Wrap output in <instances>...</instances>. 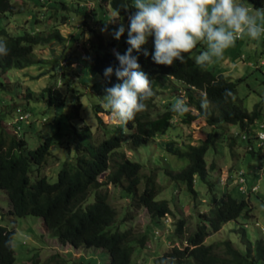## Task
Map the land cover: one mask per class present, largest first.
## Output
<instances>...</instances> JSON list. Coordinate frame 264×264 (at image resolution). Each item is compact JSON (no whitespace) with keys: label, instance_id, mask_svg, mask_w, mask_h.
Wrapping results in <instances>:
<instances>
[{"label":"trees","instance_id":"16d2710c","mask_svg":"<svg viewBox=\"0 0 264 264\" xmlns=\"http://www.w3.org/2000/svg\"><path fill=\"white\" fill-rule=\"evenodd\" d=\"M99 2L101 5L110 6L113 12L116 15L120 13V16L126 15L129 10H123L121 5L126 3L130 8L132 4V0H99ZM252 2L255 8L264 9L262 0H252ZM14 7L10 0H0V14L13 12ZM66 21L67 19L63 17L60 22ZM64 40L65 36L56 27L46 35L26 31L13 35L1 28L0 41L7 42L9 53L6 56H0V89H6L10 82L6 76L8 70L23 69L40 61L34 52L35 48L45 47L55 41L61 43ZM99 41L103 45L100 36ZM126 41H124V49H115V42L110 41L107 46H113L112 50L105 49L103 52L96 50L94 53L86 54L73 53L64 60V63L65 65L77 63L79 70L89 68L102 78L106 87H112L121 83L115 75V68L119 66V62L113 49L124 54L129 47ZM153 41L154 37H150L147 44L142 46L141 52L137 53L134 50L133 55L138 57L141 69L152 80L153 90L158 84L173 91H180L176 81L185 86L183 97L180 99L186 101L189 107L188 113L179 116L170 108L152 116L151 110L155 106L154 95L146 101V110L138 113L127 124L128 133L125 138L110 134L97 141L89 125L74 128L72 135L74 155L72 159H66L62 163L53 182L42 173L47 157H51L52 154L51 138L46 136L35 148L29 146L26 131H21L20 124L26 121L25 123L29 126L32 125V122L28 120L29 112L25 107L12 105L11 111L8 112L11 114L18 112L17 117L26 115L23 119L13 117L10 125L13 129L4 127L1 120L5 113L0 115V190L8 197L10 205L8 214L18 217L27 214L39 216L41 227L49 237L56 238L62 245L68 244L74 248L104 250L108 257V264H131L135 249L148 246L149 236L148 224L141 234L127 225L124 229L118 226L112 228L118 218V208L110 202L107 184L119 186L130 195L122 208V216L118 218L124 223L127 218L133 216L134 209L145 208L151 217L150 222L154 219L163 222L167 215L172 214L169 202L158 198L163 190V185L159 182L160 171L167 179L186 187L192 197L197 200L196 208L199 206V200L194 185L195 178L199 177L207 182L208 189L211 190L208 175L209 170L215 169V164L214 162L209 164L206 155L210 148L216 149L218 135L226 136L228 141L227 137L230 135L225 133L226 128L229 125H238L240 131L231 135L232 140L229 141V145H235L237 137L243 132L242 138L251 142L256 134L255 124L259 122L258 119L262 113L259 103H255L252 110L244 107L243 97L237 92V83L243 79L242 77H238L236 81L231 80L225 73L216 72L208 66L204 69L198 68L195 63H190L189 59L183 64L175 61L172 66L157 65L151 58V53L154 51ZM93 44L94 41L90 42V45ZM143 49L148 50L149 56L143 55ZM110 66L114 69L113 74L105 77V69ZM63 69L64 65H60L59 70ZM61 77L60 80L65 84L66 75ZM66 80L69 79L66 78ZM58 82L59 80L42 88L40 98L49 107H59L65 103L66 95L60 89ZM16 86L18 85L13 86V91ZM20 89V92H25L24 88L20 87ZM226 89L232 92L234 99L225 98ZM154 92L156 94V91ZM31 95V91L24 94L27 101L31 100ZM77 107L75 102L73 104L75 115H77ZM93 108L99 127L106 125L108 120L103 116L105 113L111 115L110 110L100 103L94 104ZM176 117L186 124L202 118L212 126L206 136L198 139L195 144L185 142L183 145H178L171 139L167 140L164 148L166 153L174 157L176 161L184 162L178 170L170 163L144 170L140 162L125 157L124 153L119 151L125 144L135 149L156 138L168 136L177 121ZM66 145L70 148L69 144ZM245 149L255 153L249 143L246 144ZM257 153L260 154V150ZM56 157L58 158L57 155ZM105 172L107 174L104 179H100ZM237 172L238 170L233 174ZM233 174L231 172L228 175L229 180L221 183L225 189L220 196L216 197L213 194L212 203L207 210L196 209L200 222L192 233L186 235V244L168 247L155 258L156 264H257L264 262V238H256L254 242L249 241L245 229L247 225H244L246 222L239 226L240 239L245 245L244 251L234 246L230 239L205 243V238L219 230L225 222L236 220L244 211V218L250 216L252 209L248 196L251 190L247 189V194L242 192L239 189L241 182L236 178L233 180ZM244 183L248 186L245 177ZM233 185H237L238 191L247 196L240 198L234 196L228 189ZM253 185L251 184L250 188ZM90 195L93 196L92 201H89ZM183 222V219H179L174 224L176 235L184 234ZM14 232V229L0 224V264H17L14 248L6 244L9 239L13 240ZM51 258L55 259L56 264H75L59 254H53ZM34 262H36L35 259Z\"/></svg>","mask_w":264,"mask_h":264},{"label":"rangeland","instance_id":"374dc122","mask_svg":"<svg viewBox=\"0 0 264 264\" xmlns=\"http://www.w3.org/2000/svg\"><path fill=\"white\" fill-rule=\"evenodd\" d=\"M15 6L13 12L0 14V29L4 28L9 33L16 35L22 32L40 33L46 35L54 27L58 28L60 33L65 36L63 42H52L45 47L34 49L38 63L23 69H10L6 76L9 78L6 89H0V115L4 127L13 129L10 125L13 117L17 118V113H8L12 105L25 107L29 112L28 120L32 122L29 126L26 121L20 122L21 131H26L29 146L35 148L46 136L51 138V157L42 167V173L46 175L51 182L56 180L57 172L66 159H72L74 155V145L72 135L74 128L83 125H89L95 134L97 141L105 136L118 135L125 138L128 133L127 127H123L110 119L111 115L105 113L104 119L108 120L106 125L99 127L94 104L100 103L105 107L103 96L106 88L102 78L97 73L85 68L79 70L77 63L65 65L64 60L73 53H94L96 50L101 52L105 49L112 50L113 46H107L108 42L114 41V48L124 49V41L128 39L127 30L129 28V15L136 9L131 8L120 20L115 23H109L115 17V13L110 6L101 5L99 0H10ZM237 3H244L247 7L255 10L252 0H236ZM264 5V0H262ZM253 14V13H250ZM66 18L65 23L60 22ZM120 23L125 27V33L119 40L114 39L111 32L118 28ZM258 25L264 27V18L257 19ZM107 24L108 32L103 33L101 29ZM102 38V44L99 41ZM94 41L93 45L90 42ZM207 50L206 41L197 43V46L189 54L194 63L195 57ZM76 51V52H75ZM60 65H64L63 70H59ZM208 68L216 72H223L231 80L236 81L238 77L243 79L237 83L238 95L243 97V105L247 110H252L255 103H259L262 110L261 116L256 122H264V33L257 40H252L247 35L237 39L235 45L224 51L221 59H214V62L208 65ZM61 75H66L65 84L62 82ZM66 95L65 103L59 107H49L47 103L41 100L42 88L56 83ZM180 91H173L162 85H155L156 94L151 115L170 109L177 98H182L185 86L176 81ZM16 89L13 91V86ZM25 92H20V87ZM31 91V100L27 101L24 94ZM13 96V98H12ZM77 99V100H76ZM77 102V115L73 110V104ZM171 133L168 136L156 138L153 141L142 144L133 149L127 144L123 145L119 151H122L125 157L140 162L144 170L150 167L166 166L171 164L173 168L179 169L184 162L176 161L174 157L167 154L164 150L168 139L175 141L178 145L185 142L196 143L198 139L206 136L212 129L204 119L197 118L190 124H186L177 118ZM16 120V119H15ZM27 120V122H28ZM240 131L238 125H229L225 133L230 136L218 135L216 149L210 148L206 159L209 164L214 162L215 169L209 170L208 180L211 183V190L208 189V183L195 178V188L198 192L199 206H196L197 200L187 191L184 185L167 179L162 172L159 173V182L163 185V190L158 198L166 199L172 210L171 215H167L164 221L154 219L152 222L149 213L145 208L134 209L133 216L127 218L125 223L118 218L122 216L123 207L129 199V194L125 193L119 186L107 184L110 202L118 208V218L115 225L120 229L131 226L139 234L143 233L147 224V234L149 236L148 246L137 247L132 255L131 264H156L155 258L173 245L183 246L186 244V235L192 233L200 218L196 209L207 210L212 203L213 194L219 197L225 189L221 183H225L228 175L232 172L242 170L246 178L247 189L250 191V185H257L254 190L249 192L250 216L244 218L243 214L236 220L225 222L216 232L210 233L205 238V243L215 240L230 239L234 246L245 250V245L241 241V232L239 226L244 223L249 241L254 242L256 238H264V142L256 138L251 142L242 138L241 133L237 137L235 145L230 146L231 135ZM226 140V141H225ZM69 142V143H67ZM251 144L255 153L245 149L246 144ZM66 144L70 145V148ZM261 145V146H260ZM260 150V155L257 151ZM58 156V158L56 157ZM262 167V170L259 169ZM105 174L100 176L104 179ZM233 180L236 178L233 174ZM231 181V180H230ZM229 181V182H230ZM142 188V184H141ZM229 191L236 197H245L241 194L237 185L229 186ZM93 196H89V201ZM9 200L6 194L0 190V224L9 229H14V253L17 264H56L52 259L53 254L64 256L75 264H108V257L104 250L96 248L79 247L74 248L68 244H60L56 238L49 237L41 227L39 216L27 214L24 216H12L8 214ZM183 219L184 234L176 235L175 223ZM244 239V238H243ZM34 255H36L34 257ZM34 257V258H33ZM34 259L36 262H34ZM257 264H264L259 262Z\"/></svg>","mask_w":264,"mask_h":264},{"label":"clouds","instance_id":"9594fccd","mask_svg":"<svg viewBox=\"0 0 264 264\" xmlns=\"http://www.w3.org/2000/svg\"><path fill=\"white\" fill-rule=\"evenodd\" d=\"M121 8L127 11L129 6L125 3ZM131 8L136 11L128 17L126 43L129 47L124 54L113 49L119 62L115 75L121 83L106 87L102 97L112 121L125 128L138 113L146 110V101L155 95L152 80L141 69L138 57L133 55L134 50L141 52L150 37H154L151 58L157 65L164 66H172L175 61L186 63L187 59H192L188 54L197 43L206 41L207 50L194 59L195 65L204 69L214 59H221L224 51L234 46L237 39L247 35L257 40L264 33V27L257 23L258 18H264V9L253 10L236 0H133ZM117 20H120V13L109 23ZM101 32H108L107 24ZM124 33L125 27L120 23L111 35L119 40ZM8 53L7 42L0 41V56ZM143 55L149 56L147 49H143ZM113 71V67H107L105 77H110ZM229 97L234 99L232 92L226 89L225 98ZM171 111L183 116L189 107L184 99L177 98ZM6 244L14 247L12 239Z\"/></svg>","mask_w":264,"mask_h":264},{"label":"built area","instance_id":"2783aa9c","mask_svg":"<svg viewBox=\"0 0 264 264\" xmlns=\"http://www.w3.org/2000/svg\"><path fill=\"white\" fill-rule=\"evenodd\" d=\"M26 115H19L18 116V119H23L25 118ZM256 138L259 139L261 141V144H263L264 142V122H260L258 124V128L256 129V134H255ZM261 146V145H260ZM263 162H264V159H263ZM260 170H262V167H259ZM236 179H238L240 183L239 185V189L242 191V192H246L247 191V186L246 184L244 183V175H243V171L242 170H239L237 173H236ZM257 186V185H255ZM254 185L250 188V190H254Z\"/></svg>","mask_w":264,"mask_h":264},{"label":"crops","instance_id":"0c3cea01","mask_svg":"<svg viewBox=\"0 0 264 264\" xmlns=\"http://www.w3.org/2000/svg\"><path fill=\"white\" fill-rule=\"evenodd\" d=\"M260 154H261V153H260ZM260 154H259V155H260Z\"/></svg>","mask_w":264,"mask_h":264}]
</instances>
